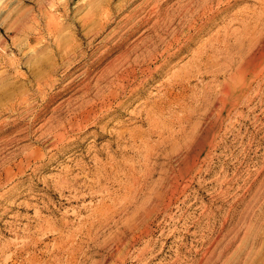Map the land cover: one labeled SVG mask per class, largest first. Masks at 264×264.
I'll return each mask as SVG.
<instances>
[{
  "label": "rangeland",
  "instance_id": "374dc122",
  "mask_svg": "<svg viewBox=\"0 0 264 264\" xmlns=\"http://www.w3.org/2000/svg\"><path fill=\"white\" fill-rule=\"evenodd\" d=\"M90 2L0 0V264H264V0Z\"/></svg>",
  "mask_w": 264,
  "mask_h": 264
},
{
  "label": "bare ground",
  "instance_id": "6f19581e",
  "mask_svg": "<svg viewBox=\"0 0 264 264\" xmlns=\"http://www.w3.org/2000/svg\"><path fill=\"white\" fill-rule=\"evenodd\" d=\"M84 1V0H83ZM205 2V1H204ZM203 2V3H204ZM84 3V2H83ZM127 3V2H126ZM210 3V2H209ZM207 4V3H206ZM221 5V4H220ZM261 5V4H260ZM140 6H143V5H139L138 7H140ZM209 6V5H208ZM211 6V5H210ZM87 8L89 7V11H88V13H87V16H86V18L85 19H87L86 20V22H88V23H94L95 21H96V19L97 20H100V22L99 23H101V24H99L100 25V30H104V29H106V27L107 26H112L113 24H112V17L114 16V15H116V13L118 12V10H122L123 9V7H118V8H113L112 7V5H111V0H91V2H90V4L89 5H87L86 6ZM137 7V8H138ZM205 7V6H204ZM207 7V6H206ZM136 8V11L135 10H133V13H135V12H137V9ZM210 10H211V8H209ZM144 10V9H143ZM159 10V9H158ZM205 10V9H204ZM206 10H208V9H206ZM152 11V10H151ZM205 12V11H204ZM210 12V11H209ZM154 13V12H153ZM207 13H208V11H207ZM156 15V14H155ZM206 15V14H205ZM254 15V14H253ZM263 15V14H262ZM153 16V15H152ZM155 17V16H154ZM252 18V17H251ZM84 19V20H85ZM132 20V16H131V14L130 15H127V16H125V17H123V18H121V20H120V23H124V22H130ZM150 21V20H149ZM142 22V21H141ZM114 23V22H113ZM203 23V22H202ZM110 24V25H109ZM119 24V23H118ZM137 25V24H136ZM26 27V26H25ZM132 28V30L133 29H135L136 28V26H133V27H131ZM52 29V28H51ZM122 29V28H121ZM52 36V35H51ZM75 36V35H74ZM118 42V41H117ZM69 43V42H68ZM75 43V42H74ZM94 45V44H93ZM232 45V44H231ZM261 49V48H260ZM224 51V50H223ZM65 52V51H64ZM164 53V52H163ZM226 55V54H225ZM160 57V56H159ZM48 58V57H47ZM51 59V58H50ZM149 60V59H148ZM12 62V61H11ZM35 62V61H34ZM38 65V64H37ZM36 65V66H37ZM34 66V65H33ZM73 74V73H72ZM58 79V78H57ZM72 81V80H71ZM6 85H8V84H6ZM5 85V86H6ZM41 85V84H40ZM39 85V86H40ZM25 86V85H24ZM7 88V87H6ZM225 91V90H224ZM0 93H2V92H0ZM28 93V92H27ZM26 93V94H27ZM14 94V93H13ZM10 96H12L11 94H9V93H6V92H4V93H2V95H0V101L1 100H6V99H8V98H10ZM22 96V95H21ZM18 97V96H17ZM16 98V97H15ZM14 100V99H13ZM7 101V100H6ZM3 102V101H2ZM11 102V101H10ZM5 104V103H4ZM7 104V103H6ZM5 104V105H6ZM8 104H10V103H8ZM4 105V106H5ZM25 105V104H24ZM1 106H3V104L1 105ZM4 106H3V108H4ZM13 107H14V105H13ZM0 111H1V109H0ZM102 112V111H101ZM86 116H89V115H86ZM93 116V115H92ZM88 118V117H87ZM71 119V118H70ZM4 120V119H3ZM21 122V121H20ZM79 122V121H78ZM88 122V121H87ZM78 125H72V128L73 127H77L79 130H84V129H86V127H87V125L85 126V127H83V124H81V122H80V124L79 123H77ZM3 125V124H2ZM88 125H89V123H88ZM83 127V128H82ZM56 128V127H55ZM59 127H57V129H56V133H54L55 132V130L53 131V133H54V135H56L55 136V139L56 140H58V138L59 139H65L66 137H65V133H62V134H60V133H58V132H60L59 130H61V129H58ZM63 130H65V128L63 129ZM62 131V130H61ZM66 131V130H65ZM65 131H63V132H65ZM52 133V132H51ZM50 133V134H51ZM69 133V132H68ZM54 137V136H53ZM68 138V137H67ZM50 142V141H49ZM54 147H56V146H54ZM21 166V165H20ZM7 167V166H6ZM23 171V170H22ZM21 171V172H22ZM8 172H9V169H8ZM7 174V173H6ZM10 175H11V173H10ZM1 178V177H0ZM1 185V184H0Z\"/></svg>",
  "mask_w": 264,
  "mask_h": 264
}]
</instances>
